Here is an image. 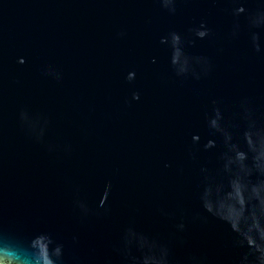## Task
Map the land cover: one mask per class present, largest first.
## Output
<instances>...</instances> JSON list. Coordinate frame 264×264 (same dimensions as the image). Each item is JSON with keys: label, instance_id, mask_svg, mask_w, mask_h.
Returning a JSON list of instances; mask_svg holds the SVG:
<instances>
[{"label": "water", "instance_id": "1", "mask_svg": "<svg viewBox=\"0 0 264 264\" xmlns=\"http://www.w3.org/2000/svg\"><path fill=\"white\" fill-rule=\"evenodd\" d=\"M0 264H264V0H0Z\"/></svg>", "mask_w": 264, "mask_h": 264}, {"label": "clouds", "instance_id": "2", "mask_svg": "<svg viewBox=\"0 0 264 264\" xmlns=\"http://www.w3.org/2000/svg\"><path fill=\"white\" fill-rule=\"evenodd\" d=\"M201 35H204V33H201ZM139 98V96L137 95V99Z\"/></svg>", "mask_w": 264, "mask_h": 264}]
</instances>
